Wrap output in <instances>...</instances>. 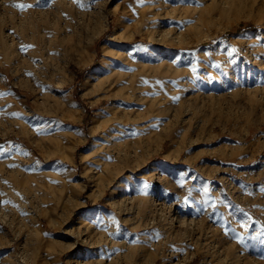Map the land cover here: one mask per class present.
I'll return each mask as SVG.
<instances>
[{"label":"rangeland","instance_id":"obj_1","mask_svg":"<svg viewBox=\"0 0 264 264\" xmlns=\"http://www.w3.org/2000/svg\"><path fill=\"white\" fill-rule=\"evenodd\" d=\"M0 2V264H264V0Z\"/></svg>","mask_w":264,"mask_h":264},{"label":"bare ground","instance_id":"obj_2","mask_svg":"<svg viewBox=\"0 0 264 264\" xmlns=\"http://www.w3.org/2000/svg\"><path fill=\"white\" fill-rule=\"evenodd\" d=\"M3 2V1H2ZM1 3V2H0ZM1 6V4H0ZM4 6V5H3ZM1 10V9H0ZM2 15V14H1ZM8 18V17H7ZM7 20V19H6ZM12 20V19H11ZM28 20V19H27ZM26 20V21H27ZM10 25V24H9ZM4 26V25H3ZM17 26V25H16ZM32 26V25H31ZM6 28V27H5ZM4 28V29H5ZM24 28V27H23ZM2 31V30H1ZM19 31V30H18ZM13 32V31H12ZM19 33V32H17ZM9 34L10 31H9ZM31 34V33H30ZM8 35V33H7ZM29 35V33H28ZM34 35V34H33ZM6 37V36H5ZM34 37V36H33ZM8 38V37H6ZM11 38V37H10ZM15 38V37H14ZM13 39V38H12ZM10 42V41H9ZM21 42V41H20ZM8 44V43H7ZM19 46V45H18ZM33 46V45H32ZM27 47V46H26ZM31 52V51H29ZM33 54V52H32ZM31 54V55H32ZM33 56V55H32ZM24 57V56H23ZM29 57V56H28ZM30 60V59H28ZM117 77V78H116ZM121 75L116 74L112 75L109 78L103 80V84H106L109 88L116 89V94L114 95L118 97V104L119 105H127L128 101L133 96V89L131 87H122L121 86ZM129 86V85H128ZM100 100V99H99ZM114 100V99H113ZM127 120H130L127 118ZM121 118L120 117H112L109 119H105L102 122L100 130L92 129L93 133L101 132L100 135V144L97 146L95 150L96 157L95 161L97 163L101 162L102 158L112 157L118 155L122 148V144L119 142L121 139L124 138V132L121 129ZM41 128H38V130ZM93 146L96 147L94 141L90 143L89 149H92ZM103 164V163H102ZM179 211V210H178ZM178 216V215H177ZM180 216V215H179ZM180 218V217H179ZM182 218V217H181ZM181 221V220H180ZM183 222V221H182Z\"/></svg>","mask_w":264,"mask_h":264},{"label":"snow or ice","instance_id":"obj_3","mask_svg":"<svg viewBox=\"0 0 264 264\" xmlns=\"http://www.w3.org/2000/svg\"><path fill=\"white\" fill-rule=\"evenodd\" d=\"M15 7L20 8L21 10H23L26 7H31V5H15Z\"/></svg>","mask_w":264,"mask_h":264},{"label":"trees","instance_id":"obj_4","mask_svg":"<svg viewBox=\"0 0 264 264\" xmlns=\"http://www.w3.org/2000/svg\"><path fill=\"white\" fill-rule=\"evenodd\" d=\"M248 29H249V30H255L256 27H249Z\"/></svg>","mask_w":264,"mask_h":264}]
</instances>
